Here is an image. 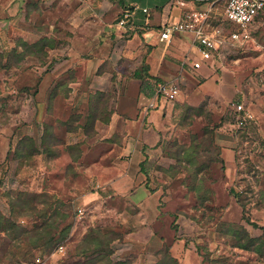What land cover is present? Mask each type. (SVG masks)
Wrapping results in <instances>:
<instances>
[{
  "label": "crops",
  "instance_id": "0c3cea01",
  "mask_svg": "<svg viewBox=\"0 0 264 264\" xmlns=\"http://www.w3.org/2000/svg\"><path fill=\"white\" fill-rule=\"evenodd\" d=\"M30 1L0 0V64L6 62L12 49L21 52L19 40L28 45L44 39L54 43L52 47H45L41 54L43 60L39 62L35 85H23L20 89L21 95L30 99L32 124L23 125L27 132L17 142L23 137L34 141L39 153L31 159L40 161V168L44 169L40 170L46 174L55 177L60 162L63 163L64 192L47 188L39 194L67 198L64 200H69L78 210L73 213L65 239L66 252L72 251L91 227L111 226L116 232L128 227L127 233L125 230L121 233L124 247L133 248L138 246L135 242L152 241L158 235L153 224L165 216L160 190L152 186L151 176L156 175L152 162L172 131L168 126L174 127V102L190 106L192 95L197 90L203 94L204 88L209 90L211 98L225 101L239 92L235 102H242L253 115L246 106L248 97L239 90V77L245 65H254L257 69L264 67V44L259 40L263 34L262 18L251 25V40L246 45L238 47L224 43L211 52L209 59L203 60L192 33H177L169 43L160 41L159 36L163 26L179 21L188 10H213L207 1L159 0L149 6V2L142 4L141 0H122L131 18L125 28H118L115 21L120 16L115 17V23L107 19L114 0H81L79 10L69 15L68 32L63 31L64 40L62 32L60 35L59 30L58 34L52 26L48 31L41 30L38 22L25 26L27 16L32 14ZM33 3V14H49L42 8L45 0H33ZM93 14L98 17V24L89 20ZM8 15L16 16L18 21L3 19ZM221 23L225 33L233 28L229 22L211 21L213 25ZM232 48L243 51L229 63L227 60L231 57L227 56ZM38 58L37 54H27L16 65L2 71L11 70L28 59L40 60ZM195 62L200 63L198 69L193 68ZM231 72L235 79L228 82ZM2 81L0 74V86ZM162 81L177 84L179 96L175 101L155 95L156 84ZM261 103L264 105V101ZM45 127L50 142L47 152L41 149ZM34 128L36 133H30ZM219 135V145L225 148L227 165L231 167L236 139L226 138L220 132ZM231 143L235 144L232 148L225 147ZM73 146L77 149L70 150ZM8 152L9 147L6 156ZM25 160L28 159L18 158L17 165L21 167ZM9 169L6 165L5 173ZM76 178L79 181H74ZM17 191L28 197L31 195L27 189ZM79 211H82L81 216ZM160 238L153 241L160 243ZM181 242L183 240L176 239L170 243L172 256L178 264H200L195 249L184 247V244L181 247ZM178 251L182 255L180 259L176 255ZM153 252L150 246L144 254L135 253L130 264H155ZM116 254L117 250L112 248V261H126ZM42 257L44 264L62 256L45 253ZM76 259L72 258L73 262Z\"/></svg>",
  "mask_w": 264,
  "mask_h": 264
},
{
  "label": "rangeland",
  "instance_id": "374dc122",
  "mask_svg": "<svg viewBox=\"0 0 264 264\" xmlns=\"http://www.w3.org/2000/svg\"><path fill=\"white\" fill-rule=\"evenodd\" d=\"M79 1L81 0H45L42 8L49 14L38 16L33 14L32 8L35 5L31 0L29 8L32 14L27 16L25 26L38 22L43 31H48L49 26H52L58 34L59 30L60 35L62 32L61 37L64 40L63 31L68 32L69 15L74 10H79L81 4ZM156 1L159 2V0H141V3L149 2V6H152ZM204 1L212 4L211 21H222L226 0ZM127 9L122 0H114V6L107 13V19L114 22L115 17L121 18L123 11ZM80 17L82 16H78ZM90 17L89 20L93 24H98L96 15L93 14ZM119 18L115 22H118ZM3 19L8 22L18 21L17 17L12 15ZM261 27L263 34L259 40L264 44L263 19ZM126 33L122 34L123 38ZM44 44H46L45 47L54 46V43L44 42ZM60 51H63V48ZM242 51L243 49H230L227 57L231 58L227 61L234 59ZM31 52L37 54L40 60L28 59L8 71L0 69L3 78L0 86L2 90L0 95V178L3 181L1 182L0 179V216L12 219L18 223L19 227L29 232L40 223L36 214L30 210L9 211L6 194L16 197L17 190H30L28 192L31 195L30 197L26 195V201L40 209L43 195V193L39 194L41 190L52 188L64 192L62 162L57 169L58 174L54 177L52 174L43 172L40 161L29 158L19 167L17 165L19 162L14 157L17 140L24 132H27L23 125L32 124L30 99L22 96L20 89L23 85L32 87L35 85L38 80L36 72L39 71V62L43 60L41 52L32 49L29 53ZM12 61L13 65L18 62L16 59ZM254 67V65L241 67V77H239L241 81L239 90L248 97L246 106L255 116L252 115L254 120L246 129H237L229 116L230 103L238 100L236 95L239 92L225 101L211 98L208 94L209 90L204 88L205 94L197 90L192 95L193 102L190 106L174 102L176 107V114L172 118L174 127L171 128V124L168 126L172 131L163 141L159 148L160 152L152 162L153 171L156 172V175L151 176L152 186L160 190L163 198L164 210L162 211L165 215H162V218L152 226L158 235H155L150 242L145 244L135 242L138 246L129 248L124 247L121 235L124 230L127 233L128 227L117 232L111 226L102 228L103 232H113L121 237L119 242L111 244V248L117 250L116 255L126 259L125 264H130L132 261L130 258L135 253L144 254L150 246L155 252H153L152 260L165 262L167 256L173 257L169 247L170 243L176 239L183 240L180 243L181 247L184 244V247L189 246L195 249L200 264H264V244H261L264 241V105L261 103L264 101V67L260 69ZM252 68L253 70L250 71L249 69ZM216 72L221 73L220 70ZM234 79L235 76L231 72L228 82ZM27 121L30 122L26 123ZM30 131V133H36L35 128ZM219 132L226 138L229 136L236 139V146L233 148L234 161L231 167L227 165L225 148L219 145ZM234 145V143L226 144L225 147L232 148ZM8 147L9 152L6 156ZM6 165L10 169L5 173ZM2 173H4L3 176ZM74 181H79V178ZM62 199H59L60 203H52V207L57 208L60 215L67 217L65 221H62L61 217L57 219V232H60L66 224L71 225L73 213L78 211L73 204H69V200H64L67 198ZM79 212L82 213V211ZM11 234L12 232L5 230L3 224H0V264H43L42 261L35 263V260L37 258L42 260L43 254L50 253L57 246L55 245L52 250H42L38 247L28 251L25 244L21 247L14 246L17 242L10 239ZM37 235L33 233L36 241L40 243ZM237 235H248L259 241L253 244L250 251H245L236 246L240 240ZM158 237H161V242H154L153 239ZM258 247V252L253 251ZM70 255L71 252L67 251L64 256L44 264H72ZM176 255L179 259L182 258L180 251L176 252ZM115 261L117 259L107 264H114Z\"/></svg>",
  "mask_w": 264,
  "mask_h": 264
},
{
  "label": "trees",
  "instance_id": "16d2710c",
  "mask_svg": "<svg viewBox=\"0 0 264 264\" xmlns=\"http://www.w3.org/2000/svg\"><path fill=\"white\" fill-rule=\"evenodd\" d=\"M123 15V13H122ZM121 15V17H122ZM44 42L53 43L52 40L44 39L41 42H38L33 45H28L21 40L18 42V46L21 47V52H17V49L14 48L9 53L7 60L4 64H0V69H9L12 67L13 59L16 61L20 60L25 55L33 54L29 51L36 50L43 54L45 45ZM25 48V49H23ZM26 50V51H25ZM28 50V51H27ZM13 63V64H12ZM48 128H44V137L41 143V149L43 152H47L50 146V142L48 141L47 135ZM70 150H76L77 146L69 147ZM15 158H31L32 156L39 153V150L35 146L34 141L29 137H23L16 143L15 146ZM1 185V183H0ZM26 193L18 192L16 197L11 196L9 193L6 194V198L9 202V211H13L15 209L20 210H30L34 212L40 221L39 225L33 228V231L29 232L26 229H22L19 227L18 223L13 221L10 218H4L0 216V224H3L5 230L12 232L10 239L16 241V247H21L22 245H26L28 251L32 249H36L40 247L42 250H52L55 245L61 244L65 241L66 237L70 231V224H66L60 232H57V219L61 217L62 221L67 219L66 215H60L57 208L52 207V203H60L61 201L54 195H50L48 193H43L41 198V207L39 209L38 206L30 204L26 201ZM5 219V220H4ZM4 220L3 222H1ZM37 233L38 239L40 243L36 241L33 233ZM32 233V234H31ZM105 233V234H104ZM239 237V241L237 243V247L239 249L250 251L255 242H258L259 239L250 238L248 235H237ZM244 240H243V239ZM121 237L113 232H103L102 228L99 227H91L89 228L81 241L76 244L74 249L71 252L72 258L76 257V259L72 264H99V263H111L110 256L112 255L111 244L115 241H120ZM242 240V241H241ZM27 242V243H26ZM264 242V241H263ZM261 244H264V243ZM20 244V245H19ZM109 246V248H108ZM106 248V249H104ZM170 249V247H169ZM106 250V251H105ZM253 251L258 252L259 247ZM14 255V254H13ZM114 264H125L121 261H115ZM155 264H178L175 258L171 256H167V261L156 262Z\"/></svg>",
  "mask_w": 264,
  "mask_h": 264
},
{
  "label": "built area",
  "instance_id": "2783aa9c",
  "mask_svg": "<svg viewBox=\"0 0 264 264\" xmlns=\"http://www.w3.org/2000/svg\"><path fill=\"white\" fill-rule=\"evenodd\" d=\"M143 12H146L144 9ZM212 9L188 10L182 14L179 21L168 23L163 26L160 32V41L169 43L177 33H192L198 44V53L203 60L211 57V52L217 51L224 43H231L241 47L251 40L250 27L257 18L264 20V0H226L222 13V21L229 22L233 28L225 33L223 24H211ZM131 18V13L123 11L122 17L118 20L117 27L125 28ZM200 63H193V68L198 69ZM155 95L162 97L169 102L175 101L179 96L177 84L172 82H158L155 87ZM229 116L235 123L237 129H246L254 118L242 102H234L230 106ZM79 216L82 213L78 212ZM52 255L64 256L66 253L65 243L58 244ZM43 262L40 258L35 263Z\"/></svg>",
  "mask_w": 264,
  "mask_h": 264
}]
</instances>
